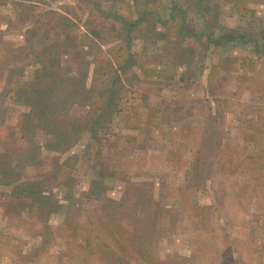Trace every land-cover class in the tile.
Here are the masks:
<instances>
[{
    "label": "rangeland",
    "instance_id": "rangeland-1",
    "mask_svg": "<svg viewBox=\"0 0 264 264\" xmlns=\"http://www.w3.org/2000/svg\"><path fill=\"white\" fill-rule=\"evenodd\" d=\"M0 264H264V0H0Z\"/></svg>",
    "mask_w": 264,
    "mask_h": 264
},
{
    "label": "trees",
    "instance_id": "trees-1",
    "mask_svg": "<svg viewBox=\"0 0 264 264\" xmlns=\"http://www.w3.org/2000/svg\"><path fill=\"white\" fill-rule=\"evenodd\" d=\"M235 35H231L230 37H226V38H233ZM116 78H117V80H121V77L118 75V73H117V75H116ZM102 93H103V95H102V97L104 96V93H105V91L103 90V91H101ZM101 93V94H102ZM99 123L96 121V122H94V120L92 119V122L90 121V122H87L85 125H84V128L85 129H88V128H90L91 129V131L94 133L95 132V134H96V126L98 125ZM58 130H61L62 128L61 127H56ZM77 129V126L75 125L73 128H72V130H68V129H66L65 131H62L61 133H58V137H59V140L56 142V144H59V145H68L69 143H70V141L72 140V138H73V136L72 135H76V129ZM81 132H83V131H81ZM74 140H75V138H73ZM59 148H62V147H59ZM65 148H68V147H65Z\"/></svg>",
    "mask_w": 264,
    "mask_h": 264
}]
</instances>
